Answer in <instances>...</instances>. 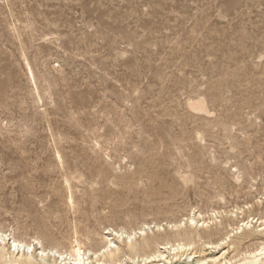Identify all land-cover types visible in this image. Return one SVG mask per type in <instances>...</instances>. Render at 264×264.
Segmentation results:
<instances>
[{
	"label": "rangeland",
	"instance_id": "rangeland-1",
	"mask_svg": "<svg viewBox=\"0 0 264 264\" xmlns=\"http://www.w3.org/2000/svg\"><path fill=\"white\" fill-rule=\"evenodd\" d=\"M193 211L196 252L264 218V0H0V229L98 251Z\"/></svg>",
	"mask_w": 264,
	"mask_h": 264
},
{
	"label": "bare ground",
	"instance_id": "bare-ground-1",
	"mask_svg": "<svg viewBox=\"0 0 264 264\" xmlns=\"http://www.w3.org/2000/svg\"><path fill=\"white\" fill-rule=\"evenodd\" d=\"M27 67L30 78L36 83L30 63ZM189 107L196 113L211 114L204 99H194ZM222 226L223 223L212 226L211 221L205 222L204 216L195 211L185 221L169 225L176 230L172 234L163 235L160 232L166 230L163 226L151 224L132 233L109 229L98 251L88 240L77 239L70 250H65L55 244L48 247L40 239L25 242L0 229V264H264V242L259 244L258 250L246 253L240 260L231 256L235 252L232 250L249 237L264 235V218H252L232 228L233 236H225L217 243L202 242L203 249L195 251L204 239L203 234L215 237ZM182 257H185L183 262Z\"/></svg>",
	"mask_w": 264,
	"mask_h": 264
}]
</instances>
